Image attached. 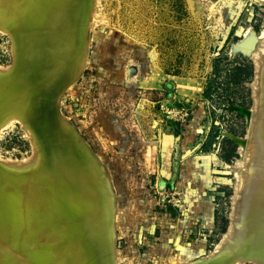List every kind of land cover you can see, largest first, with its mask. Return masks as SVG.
I'll use <instances>...</instances> for the list:
<instances>
[{"label": "rangeland", "instance_id": "obj_1", "mask_svg": "<svg viewBox=\"0 0 264 264\" xmlns=\"http://www.w3.org/2000/svg\"><path fill=\"white\" fill-rule=\"evenodd\" d=\"M46 1L0 5V169L9 173L11 166L23 165L28 178L36 152L23 120L25 73L16 63L30 50L21 47L17 32L32 4L31 16L43 30L48 21L59 22L54 41L43 44L42 73L28 72L32 94L37 88L43 94L35 98L50 99L42 87L58 71L48 52L61 57L65 16H46V8L53 13L60 6ZM92 5L83 51L74 57L76 72L57 96V112L45 107L59 143L86 149L111 191L114 263L221 264L215 254L226 242L228 264H258L230 236L248 179L246 171L242 178L238 174L244 165L239 142H248L247 163L252 128L247 117L264 63V0H93ZM256 51L262 52L257 65ZM242 63L248 68L237 73ZM260 103L252 120L262 126ZM245 204L240 217L254 225L264 209L258 204L251 211ZM241 227L240 220L237 236Z\"/></svg>", "mask_w": 264, "mask_h": 264}, {"label": "bare ground", "instance_id": "obj_2", "mask_svg": "<svg viewBox=\"0 0 264 264\" xmlns=\"http://www.w3.org/2000/svg\"><path fill=\"white\" fill-rule=\"evenodd\" d=\"M21 1L24 0H0V5L6 6L9 3L12 7H18ZM56 3L60 4L55 6L57 11L51 13L46 8V16L52 17L54 13L59 18L60 15L65 16L67 9H72L71 6L76 4V0H57ZM34 8L32 4L26 10L29 19L20 17L18 39L21 47L25 50L29 48L30 51L22 53L16 65L25 73L24 81L20 84L22 93L26 95L23 120L27 128L26 134L32 140L36 152L37 163L30 167L33 172L31 178H28L23 165L16 168L9 165L12 169L9 173L0 169V264H110L106 258L108 230L104 211L107 197L104 193L106 186L103 176L86 149L76 147V143L65 142L63 139L59 143L57 130H52L56 124L51 120L52 116L43 102L45 98H35L36 94H43L38 92L39 88L32 94L35 83L30 71L32 69L33 72L42 73L40 64L44 57L43 44L50 45V41H54L59 23L45 22L46 30L49 31L46 32L41 22L31 16ZM261 53L256 51L253 55L256 65ZM262 77L264 79V63L256 76L258 93L253 90L254 111L251 110V114L256 112L260 103ZM36 78L41 80L37 76ZM260 105L262 126L257 121L254 124V113L251 115L247 112L248 124H252L247 163L248 142L245 143L246 140L243 139L239 142V150L244 154V165L238 169V174L242 178V171H246L248 179L243 180L245 185L241 188V203L234 218L237 223L230 237L235 247H243L247 252L246 258L264 264V211L254 222L255 228L251 219L246 221L240 217V210L242 207L245 209L246 206L243 205L247 201L249 204L245 205L251 211L259 206L264 209V98ZM240 220L242 233L237 236L236 227ZM235 235L237 240L233 238ZM228 244L225 242L221 245L215 254L221 264H228ZM234 248L233 251L236 250ZM241 261L243 262L242 259Z\"/></svg>", "mask_w": 264, "mask_h": 264}, {"label": "water", "instance_id": "obj_3", "mask_svg": "<svg viewBox=\"0 0 264 264\" xmlns=\"http://www.w3.org/2000/svg\"><path fill=\"white\" fill-rule=\"evenodd\" d=\"M93 0H76V4L74 8H68L65 13V18L63 19L64 30L62 31V38L60 37V55L61 57L52 56L53 52L49 51V57L54 58L55 65L58 71V75L55 76L53 71L50 70V74H54V76L48 80V85L42 87L43 93L44 91L47 94H51L50 99H45L44 103L47 108L54 109L57 96L59 92L62 91L63 87L69 82L70 78L74 75L77 68V61L75 60V56L81 55L83 45L86 40V23L90 17V13L92 10ZM59 39V38H58ZM48 51V50H47ZM56 55V54H55ZM53 68V67H52ZM53 80V81H52ZM44 86V84H43ZM45 96H43L44 99ZM52 102V103H51ZM57 112V111H56ZM61 128V127H60ZM79 142V141H78ZM91 155V154H90ZM93 159V157H92ZM107 186V185H106ZM107 197V204L105 208V219L107 222V236H108V252L106 253V258H108L110 264L114 263L113 258V249H112V230H111V219H112V208H111V200H110V189L106 187V191L104 192Z\"/></svg>", "mask_w": 264, "mask_h": 264}, {"label": "trees", "instance_id": "obj_4", "mask_svg": "<svg viewBox=\"0 0 264 264\" xmlns=\"http://www.w3.org/2000/svg\"><path fill=\"white\" fill-rule=\"evenodd\" d=\"M245 68H248V64H238L236 67H235V69H237V73L239 72V71H242L243 69H245ZM167 73H171L170 71H166ZM172 73H174V74H176L177 72H172Z\"/></svg>", "mask_w": 264, "mask_h": 264}]
</instances>
